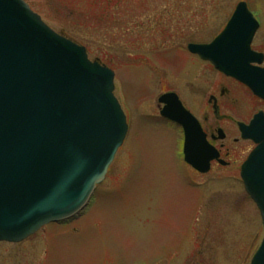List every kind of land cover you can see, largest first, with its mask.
Returning <instances> with one entry per match:
<instances>
[{
  "label": "rangeland",
  "instance_id": "374dc122",
  "mask_svg": "<svg viewBox=\"0 0 264 264\" xmlns=\"http://www.w3.org/2000/svg\"><path fill=\"white\" fill-rule=\"evenodd\" d=\"M24 1L114 72L128 132L82 213L0 244V264H250L264 235L258 211L241 187L196 185L156 100L187 95L207 70L187 44L215 38L239 2L260 22L252 49L263 51L264 0Z\"/></svg>",
  "mask_w": 264,
  "mask_h": 264
},
{
  "label": "water",
  "instance_id": "95a60500",
  "mask_svg": "<svg viewBox=\"0 0 264 264\" xmlns=\"http://www.w3.org/2000/svg\"><path fill=\"white\" fill-rule=\"evenodd\" d=\"M258 27L241 2L210 44H190L188 51L264 100V68L252 66L263 57L251 51ZM113 81L111 70L23 0H0V241L21 242L87 206L127 133ZM159 103L162 117L185 128V162L207 167L193 118L174 94ZM257 119L246 129L257 147L241 177L264 227V126L256 130ZM251 264H264V238Z\"/></svg>",
  "mask_w": 264,
  "mask_h": 264
},
{
  "label": "flooded vegetation",
  "instance_id": "af4514ba",
  "mask_svg": "<svg viewBox=\"0 0 264 264\" xmlns=\"http://www.w3.org/2000/svg\"><path fill=\"white\" fill-rule=\"evenodd\" d=\"M258 52H264V49ZM196 59L206 65L207 70L200 78L195 75L189 81L187 97L177 91L172 92L197 121L204 136L201 147L206 148V157L210 159L208 171L205 173L190 167L188 169L195 175L198 186L203 187L218 180L220 182L216 183L243 188L241 168L256 146L252 141L243 138L244 127L250 125L255 115L262 113L264 117V101L255 97L239 81L218 73L209 63ZM177 128L183 146L184 130L181 126Z\"/></svg>",
  "mask_w": 264,
  "mask_h": 264
}]
</instances>
